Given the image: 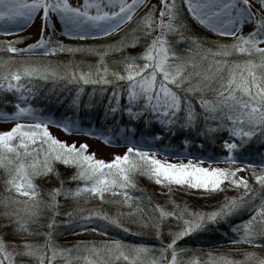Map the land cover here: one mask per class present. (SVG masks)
Listing matches in <instances>:
<instances>
[{"label":"snow or ice","instance_id":"6c2138e0","mask_svg":"<svg viewBox=\"0 0 264 264\" xmlns=\"http://www.w3.org/2000/svg\"><path fill=\"white\" fill-rule=\"evenodd\" d=\"M148 3L149 0H0V21L12 25L15 31L22 30L37 14L43 22L39 38L23 48L16 46L23 37L0 40V51L16 54L0 57V91L17 96L15 110L0 113V119L16 121L0 131V169L5 176L4 191L8 193L0 199V216L5 217L0 228L20 237L18 242L8 241L0 234V264H25L17 259L21 256L33 264H264V256L251 250H245L240 259L214 256L211 252L207 261L185 258V249L178 244L184 237L208 232L225 221L230 223L231 217L247 209L250 215L232 224V231L239 242L264 247V154L258 164L248 160L239 163L238 155L254 138L264 141V0H161L158 15L156 6L149 7ZM185 12L198 24L233 39L208 47L195 35L185 36ZM53 16L60 21L62 34L69 37L122 34L118 42L106 45H65L53 39L58 34ZM134 19L136 25L130 35L121 26ZM246 24L251 28L245 33L242 29ZM49 28L51 31L45 35ZM8 34L7 29L0 32ZM170 34L177 39L170 40ZM181 41L186 44L183 53L177 50ZM141 43V52L126 51ZM57 52L90 53L97 59L85 64L40 58ZM115 53H119V59L109 62L107 57ZM115 64L122 65L123 70L110 66ZM46 81L52 82L51 92H56L57 86L67 89L74 85L69 103L77 110L103 104L114 119L117 113H126L130 119L146 124L158 122L162 130L157 137L163 132L187 130L195 131L197 139H213L226 130L227 137L220 138L226 155L218 159L227 166L205 167L204 157L193 163L191 155L187 162L161 159L157 152L165 156L172 153L167 148L135 144L127 138L128 148L122 155L115 154L111 160L97 158L94 152L87 151L86 141L68 143L48 128L49 123H56L65 132L85 131L78 123L55 120L29 102L37 95V88L43 86L37 82ZM89 84L93 88L84 100L85 85ZM57 99L63 96L58 94ZM88 134L113 142L95 129L88 130ZM57 162L74 166L75 171L68 177L76 181L74 185L60 179ZM249 169L254 182L238 175ZM137 173L167 187L169 194L172 185H179L189 191L215 194L235 189L238 195H224L210 210L194 209L175 200H171L169 208L154 203L150 197L131 193L130 189L137 186ZM45 176L57 179V186L44 189L36 182L37 177ZM45 192L47 199L43 197ZM61 195L77 205L99 199L115 205V211L78 206L63 212L67 219L58 220ZM45 208L51 211L46 226L41 225L47 229L42 232L45 239H28L39 231L33 225L39 224ZM129 217L134 218L132 223L151 227L157 237L162 236L166 224H176L175 229L168 228L170 240L161 244L159 255L152 252L153 246L120 238L102 241L99 246L77 242L69 247H59L53 239L60 224L78 231H88L85 226L94 224L91 230L105 235L108 228L132 232L126 222Z\"/></svg>","mask_w":264,"mask_h":264},{"label":"trees","instance_id":"16d2710c","mask_svg":"<svg viewBox=\"0 0 264 264\" xmlns=\"http://www.w3.org/2000/svg\"><path fill=\"white\" fill-rule=\"evenodd\" d=\"M146 10V9H145ZM140 15L143 12L139 13ZM159 14V13H158ZM157 14V15H158ZM185 19L188 23V27L184 30L183 34L185 36L195 35L201 39V42L208 47H215L217 41L230 42L233 38L228 36H220L212 33L211 31L205 29L203 26L198 24L187 12H185ZM136 25V20L131 21L128 26L123 28L124 32L132 34L130 30L134 29ZM58 34L53 37L54 40L62 41L65 45L76 46V45H85V46H97V45H106L113 42H118L122 33H115L106 37L99 38H87V39H77V38H67L57 32ZM139 35V33H136ZM15 37H23L16 44L17 47L23 48L28 44H31L32 39L27 37L26 34H10V35H0V40L7 41L12 40ZM170 40H176L177 36L170 34L168 37ZM143 40V37H141ZM143 43L136 46H131L126 49L127 52L131 54H137L143 50ZM177 50L180 52L186 51L185 42L181 41L177 45ZM8 55H16L14 53H9L7 51H0V57H6ZM45 60L52 61H64L68 62L71 60L82 61L85 64L89 62H95L97 57L94 54L90 53H69V52H57L54 55L48 57H40ZM236 57H230L234 59ZM108 61L119 59V53L109 54L107 57ZM112 67L123 70V66L120 64L110 65ZM38 85L42 84V87L37 88V95L35 97H30L29 102L33 104L34 107L40 108L45 112L54 113L63 119H69L70 122L78 123L80 127L85 129V131L95 129L99 133L107 132L109 135H117L120 132L124 133L126 137H129L133 141H143L145 139L153 140L154 146L164 149V148H174L177 151H182L188 149L191 153L192 159L197 158L203 160H208L211 158L212 162L217 165L227 166V164L218 159L226 155L223 150L220 142V138L227 137V131L221 130L217 133L216 138L206 139L204 137L196 138L195 131L188 133L187 130L183 132L168 133L163 132L162 136L157 137L156 133L162 130V126L158 122H152L146 124L140 120H132L125 113L121 116L119 113L116 114L115 119L112 114L106 113L105 107L103 104H94L92 107H83L81 106L79 110L73 108L69 101L71 96L74 95V85H69L67 89L59 88L57 86L56 92H51V81L46 82H37ZM119 83H124L119 81ZM99 87V86H96ZM109 90L111 86H108ZM93 85H85L86 93L82 96V99L86 100L87 92H91ZM62 95L63 99L58 100L57 95ZM17 96L12 92L0 91V112H12L15 110V101ZM122 103L123 98H122ZM197 109L199 110V105L197 104ZM187 139L188 143H184V140ZM203 145V146H201ZM166 146V147H165ZM169 151V150H168ZM167 156H176L173 154ZM160 154L165 155L163 152ZM261 154H264V141L259 139L251 140L243 149L239 151V163H244L245 160L256 162L261 157ZM57 168L60 172V179L65 181L66 185H74L76 181L69 180L68 177L75 171L74 166H66L62 163L57 162ZM238 166V165H234ZM248 175L246 178L250 182L253 181L251 176V169L246 170ZM256 171H259L257 166ZM245 173V172H244ZM5 176L3 169H0V199L5 195H8L4 191V181ZM137 181V186L130 189L133 195H143L145 197H150L154 203H159L166 205L171 208V200H175L177 203L183 205L187 203L189 207L194 209L201 210H210L213 207H216L218 203L223 199L224 195L233 196L238 195L235 189H225L224 192L220 194L215 193H202L196 191H188L184 188L172 185V192L169 194L168 188L161 186L159 183L150 179L149 177L137 173L135 177ZM36 182L40 184L44 189H49L56 187L58 180L55 178L49 177H37ZM171 196V199L169 197ZM44 199H47L46 192L43 193ZM60 201V211L61 214L57 216L58 220H64L68 217L63 215V212L68 211L70 208L74 209L78 206L81 207H98L103 208L106 211L114 212L115 205L109 204L105 201H100L99 199H90L86 203L80 201L79 205L74 202L71 198H66L63 195L58 197ZM3 210V205L0 204V211ZM124 210H127L125 208ZM51 211L47 208L44 209V215L39 217V224H34L33 227L39 229L37 234L28 236V239L42 242L45 237L42 235L43 231H46V227H41V225L47 224ZM250 213L247 209L238 212L236 215L230 218V223L225 221L222 222L221 226L211 229L208 232L193 235L191 237H184L182 241H178V244L185 249L183 256L185 258L198 257L201 261H207L209 252L213 253L214 256L219 255H228L234 259H240L243 256L245 250L255 251L258 254H264V247L257 245H251L247 242H239V237L237 233L232 231V224L238 223L241 220L246 219ZM132 217L126 218L128 226L132 228V232H125L118 228H108V234L105 235L102 232H97L91 230L94 227V224H88V231H78L75 228H68L67 225L60 224L57 226V229L54 234V241L59 247H69L75 246L77 242H94L97 246L100 245V242L110 240L113 238H120L127 240L130 243H144L152 247V252L155 255H159V247L163 242L170 240V234L168 228L175 229L176 224L170 223L164 226V231L161 237H157L154 230L151 227H144L139 223H132ZM5 217L0 216V224H3ZM67 229V230H66ZM0 234H3L4 239L8 241L16 240L19 241L20 237L16 235L11 230H4L0 228ZM238 241L232 243L231 241ZM11 247V244H9ZM18 260H24L25 264H33V262L26 256L17 257ZM250 264V262H249Z\"/></svg>","mask_w":264,"mask_h":264},{"label":"rangeland","instance_id":"374dc122","mask_svg":"<svg viewBox=\"0 0 264 264\" xmlns=\"http://www.w3.org/2000/svg\"><path fill=\"white\" fill-rule=\"evenodd\" d=\"M73 3H76L77 0H72ZM155 5L156 6V14L159 13V9L161 7V0H149L148 6L150 7L151 5ZM142 12L141 10L138 9V13ZM52 21L56 26L57 32H59L60 34H62V25L60 23V21L58 20L57 17L53 16L52 17ZM131 22V21H130ZM128 22L126 25H122L121 28H125L126 26H128V24L130 23ZM42 18L40 14H37L33 20L25 27L22 28V30L20 31H15L12 27V25H6L3 21H0V32L4 31L5 29L8 30V32L10 34H26L27 37L31 38L32 41L31 43H33L35 40H37L40 36V29L42 27ZM203 26V25H201ZM204 27V26H203ZM205 29H207L206 27H204ZM251 28L250 24H246L243 27V31L246 33L247 31H249ZM209 30V29H207ZM51 29H46L45 30V35L48 34V32H50ZM211 31V30H209ZM214 34H217L213 31H211ZM116 32L112 33L115 34ZM8 34V35H10ZM110 34V35H112ZM63 36L67 37V38H73V37H69L67 35L62 34ZM218 35V34H217ZM109 36V35H108ZM220 36H225V35H220ZM231 37V36H228ZM92 38V37H89ZM98 38V37H95ZM233 38V37H232ZM40 109V108H38ZM41 114H46L49 117L55 119V120H67L70 121L69 119H62L59 116L55 115L54 113H42ZM14 123H16L15 120H5V119H0V131L2 130H6L9 129ZM48 128L50 130V132L58 137L61 140H65L68 143H71L72 141H76L77 144H79L82 141H86L88 144V148L87 151L88 152H94L97 158H102L105 160H111L115 154H123L127 148H128V143L125 142V138H127V140L135 143V144H144V145H152L154 146V142L153 140H148L145 139L143 141H133L132 139H130L129 137H126L124 135V133L120 132L119 134H117L115 137H111L109 134H106L105 137H111L112 139V143H108L106 142L104 139L99 138V135H89L88 131H73V132H65L61 127H59L56 123H49L48 124ZM104 134V133H101ZM104 136V135H103ZM114 144V145H113ZM166 147V146H165ZM167 149L169 150V152H173V154H177L176 156H165L163 154H160L161 152H157L156 155L161 158V159H168L170 161L173 162H187V160L189 159V155H191V153L189 152L188 149L182 150V151H177L174 148H169L167 147ZM193 163H196L197 161H200V159L194 158L192 159ZM203 166L205 167H225L223 165H217L215 163H211L209 164V161L207 160H203L202 161ZM245 172V173H244ZM246 173H248V171H240L238 173V175L241 176H245L247 177L248 175H246ZM180 187L181 189L185 187L183 186H179V185H175ZM187 190V189H186ZM189 191V190H188ZM191 191H196V192H202V191H198V190H191ZM204 193V192H202ZM259 255L264 256L263 253H260Z\"/></svg>","mask_w":264,"mask_h":264}]
</instances>
